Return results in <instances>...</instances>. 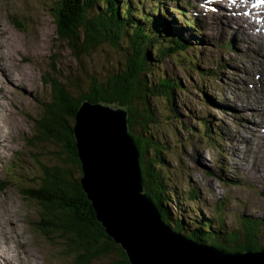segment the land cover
Masks as SVG:
<instances>
[{"label": "rangeland", "instance_id": "obj_1", "mask_svg": "<svg viewBox=\"0 0 264 264\" xmlns=\"http://www.w3.org/2000/svg\"><path fill=\"white\" fill-rule=\"evenodd\" d=\"M57 1L61 2L0 0V116L7 131L4 138L0 137V185H5L0 188V232L7 234L13 247V253L7 255L12 258L8 264H27L29 257V264H77L84 254L83 250L66 246L64 233L41 230L44 200L21 192L25 183L39 194L37 181L41 171H52L50 168L60 166L63 160L75 176H80L61 144L32 140L34 120L51 102L53 84L62 97H76L87 92L91 81L101 84L112 77L125 62L124 49L128 52L123 40L118 47L103 42L89 53L81 50L79 60L57 32ZM136 2L130 1L131 5ZM67 3L71 7L72 0ZM215 5L206 0H144L137 9L134 7L147 15H159L161 27L173 28L179 40L189 45L186 51L196 63V67L189 68L184 61L182 64L166 57L157 69L145 73L148 81L172 76L181 85L171 106L177 118L170 116L173 113L166 100L152 96L149 107L154 122H149L145 130L162 138L166 148L161 168L164 180L184 198L179 208L172 202L168 204L177 215L176 221L183 219L189 225L201 214L213 217L217 202L222 205L224 228L234 225L240 215V222L263 219L257 242L264 246V140L251 132L252 123L261 118L255 109L239 111L249 77L256 73L252 65L257 58L237 31L238 18H232L236 17L235 12L222 13L227 7L215 12ZM88 11L89 17L95 13L91 7ZM175 57L181 55L175 52ZM197 69L205 70V75L201 76ZM207 69L214 73L207 76ZM207 120L215 130L210 139L202 131L201 122ZM140 130L135 126L133 133ZM241 133L243 136L239 137ZM189 189L197 191L198 200L187 199ZM181 208L190 212L184 213ZM179 233L187 237L183 231ZM117 253L113 249L83 264L114 262L119 260Z\"/></svg>", "mask_w": 264, "mask_h": 264}, {"label": "trees", "instance_id": "obj_2", "mask_svg": "<svg viewBox=\"0 0 264 264\" xmlns=\"http://www.w3.org/2000/svg\"><path fill=\"white\" fill-rule=\"evenodd\" d=\"M60 1L56 2L58 7L54 10L57 32L63 36L62 40H67L75 57L80 60L83 53L81 50L89 53L103 42L118 47L122 40L123 43L126 42L124 47L128 52L124 49L125 62L122 67L117 68L112 77L101 84L95 80L91 81L87 92L76 97L70 99L62 97L53 84L51 102L48 106H43L41 116L34 120L32 140L36 138L40 142L52 141L56 145L61 144L63 152L65 150V153H69L67 159L80 171L72 136L74 112L84 99L118 103L128 110L129 131L139 150L145 191L153 199L164 222L178 232L183 231L187 237L197 242L209 243L224 251L264 249V246L257 242L263 219L255 217L240 222L242 216L240 215L234 225L224 228L222 205L216 202L213 217L201 214L199 219L186 225L183 219L176 221L174 209L168 207L169 202H172V205L176 204L179 208V202L183 200L184 203V198L170 189L169 183L164 180L161 168L166 148L162 138H157V134L149 131L148 134L145 127L149 122H154V114L149 107V98L152 96L166 100L168 109L173 113L170 116L177 118L171 106L174 104L175 91L180 89L181 85L172 76H162L156 82H151L147 80L145 73L150 74L157 69L166 57H173L176 59L174 61L179 63L184 61L189 68H194V65L196 67L195 61L191 60L192 56L186 51L189 45L179 40L180 36L174 34L170 26L162 28L161 20L157 19L159 15H147L141 10L136 11V5L130 3L132 0H123L121 5L118 0H72L71 7L67 0ZM140 1L138 0L136 4H142L144 0ZM90 7L95 13L89 17ZM155 9L158 11L159 8ZM152 11L149 10L150 13ZM78 30L82 32L78 33ZM175 52L183 59L175 57ZM197 71L200 75H205L203 72L205 70ZM206 72L207 76H211L214 70L207 69ZM201 123L203 135L212 138V132H215L213 126L208 120ZM135 126L141 128L139 133H133ZM65 161L63 160L60 166L53 165L50 168L52 171L46 170L47 168L41 171L37 181L39 194L37 190L29 187V184L24 183L23 186L26 188L21 189L26 197H40L44 200L41 202L44 216L40 220V229L49 233L58 231L64 233L67 247H71V250H83L84 254L77 264H83L88 259L109 253L113 249H117L119 260L107 264H129L124 251L107 236L104 228L96 220L91 202L81 189L79 176L74 175V172L65 165ZM9 175L12 176V173ZM4 186L0 185V188L3 189ZM187 199L198 200L197 191L189 189ZM181 210L187 214L190 212L187 208Z\"/></svg>", "mask_w": 264, "mask_h": 264}, {"label": "water", "instance_id": "obj_3", "mask_svg": "<svg viewBox=\"0 0 264 264\" xmlns=\"http://www.w3.org/2000/svg\"><path fill=\"white\" fill-rule=\"evenodd\" d=\"M72 136L81 189L129 264H264V249L226 252L168 229L145 191L126 107L83 100L73 117Z\"/></svg>", "mask_w": 264, "mask_h": 264}, {"label": "bare ground", "instance_id": "obj_4", "mask_svg": "<svg viewBox=\"0 0 264 264\" xmlns=\"http://www.w3.org/2000/svg\"><path fill=\"white\" fill-rule=\"evenodd\" d=\"M206 1L216 4L215 8L212 9L215 12L216 10H219L222 7L223 8L227 7L226 9L223 10L222 13L231 14L229 13V11H234L236 17H232V18H238V20L235 21V24L237 25V29H238L237 31L241 33L243 39L246 41V46L253 48L252 51L254 52L257 60L252 66H254V70L256 71V73L254 76L249 77L250 79L248 81V84L246 85L247 93L245 96H243V98H241L242 100H241V103L239 104V111L244 110V109L252 111L255 109L256 115L259 116L261 119L258 123L255 121L254 123H252L251 132L253 133L254 137H258L257 139L264 140V51H259L260 49L264 48V0H261L262 3H258L256 0H206ZM223 1L229 2L228 6L224 5L222 3ZM122 3H123L122 1L119 2L120 5ZM255 3H256V6H255ZM258 4H262V6L260 7L258 6ZM134 5L137 6V4H134ZM244 13H247L250 16L248 17L244 15ZM213 15L217 17L216 14H213ZM6 70L8 71L9 69H6ZM256 76H258V78ZM249 87L251 88L252 91H250ZM248 92H251V93H248ZM92 102H102V101H92ZM128 128H129V125H128ZM4 135H7V131L5 128V121L3 117L0 116V137L4 138ZM240 136H243V134L241 133L239 137ZM2 142H4V139ZM254 142H257V140L255 139ZM167 227L170 231H175L174 229H172L171 225L169 226L167 224ZM6 236H7L6 233L0 232V264H8V262H11L12 260L11 257H7L8 254L13 253V247L9 244L8 236L7 237ZM187 238L190 240H193L189 237ZM207 245H210V244H207ZM212 246L218 247L215 245H212ZM226 252H233V251H226ZM31 259L32 258L29 257V262L31 261ZM29 262L27 264H29Z\"/></svg>", "mask_w": 264, "mask_h": 264}]
</instances>
